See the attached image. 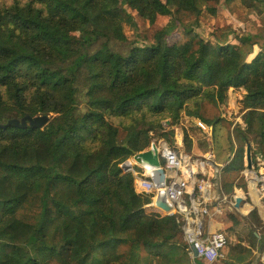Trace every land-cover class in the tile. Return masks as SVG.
Instances as JSON below:
<instances>
[{"label":"trees","instance_id":"trees-1","mask_svg":"<svg viewBox=\"0 0 264 264\" xmlns=\"http://www.w3.org/2000/svg\"><path fill=\"white\" fill-rule=\"evenodd\" d=\"M219 1L0 5V125L50 116L41 128L0 126V264H205L184 244L181 216L147 210L152 195L137 193L121 164L155 136L172 145L182 115L210 124L205 102L225 103L230 88L244 90L245 125L233 133L254 142L253 160L264 159V28L195 32L197 18L215 13ZM129 9L149 24L169 21L148 44L129 42L123 26H136ZM179 14L192 16L191 25ZM178 26L186 38L169 41ZM184 140L189 147L186 133ZM244 145L227 170L244 169ZM228 217L233 225L240 219Z\"/></svg>","mask_w":264,"mask_h":264},{"label":"crops","instance_id":"crops-1","mask_svg":"<svg viewBox=\"0 0 264 264\" xmlns=\"http://www.w3.org/2000/svg\"><path fill=\"white\" fill-rule=\"evenodd\" d=\"M243 94V89H229L227 105L230 110L226 111L227 115L231 114V111L239 110V101ZM222 117L227 119L224 113ZM189 119L191 120L190 131L187 129L185 133L190 140L188 150L191 153L185 155L181 153L184 145H188L184 140L185 134L181 129L180 134H178L177 129L175 141H173L176 148H171L182 159L183 167L177 172L165 169L164 183L175 173L178 178H188L189 192L185 202L191 208L190 222L200 224L208 232L217 230L228 232H225L228 236V244L223 250V257L218 260L220 264H264V205L260 201L264 187L263 192L256 188L259 177L263 176L262 174L259 175L257 170L256 173L246 171L245 152L243 157L244 169L238 172L227 170V166L234 158L235 148L237 149L239 145V141L233 133L234 125L239 124L241 127L245 125L241 118V112L229 123H227L228 119L221 124H217L213 119L210 124L194 117H189ZM201 136L206 139L203 145L198 140ZM164 144L169 146L164 140L157 145L160 147ZM250 145L253 153L256 150L255 144L251 141ZM137 169L142 171L140 167ZM227 176H229L228 179ZM253 179L257 180L255 188L258 190V202L261 205H257L253 200ZM153 180L158 183V175L153 177ZM201 181H203V190L199 191L198 185L201 184ZM235 197L240 199L237 207H235ZM246 205L248 210H245ZM204 208L206 209L205 213L202 211ZM254 210L257 214H251ZM151 211L164 215L163 211L158 208L152 207ZM229 214H234L240 218L237 224L233 225L228 217ZM203 262L208 264L204 260Z\"/></svg>","mask_w":264,"mask_h":264},{"label":"rangeland","instance_id":"rangeland-1","mask_svg":"<svg viewBox=\"0 0 264 264\" xmlns=\"http://www.w3.org/2000/svg\"><path fill=\"white\" fill-rule=\"evenodd\" d=\"M6 2H8V0H0V5ZM211 5L215 6L216 8L215 13L211 14L204 10L203 13L197 18V24L194 30L200 35L208 36V34L214 31L216 28H226V27H230L236 33H241V32H247V33H253V34L262 33L263 28H264V1L255 3L252 0H248L247 3H243L239 0H234V1H229V2H223V0H220L218 3H211ZM128 11L132 15L133 20L136 24L135 27H132L126 24L123 26L124 34L127 37L129 42L148 44L152 40V36L154 32L158 30L159 28L165 26L169 21V17H160L157 19V21L154 24H149L147 21L142 20L136 14L134 10L129 9ZM178 17L181 18L182 24L184 25L190 26L191 22L193 21V17L190 15L179 14ZM185 38H186V35L183 31V28L181 26H178L177 29L171 34V36L168 39L169 41H173V40L179 41ZM109 46L112 49L119 51L121 53H126V51H128L129 49V44L127 42L126 43L112 42L109 44ZM262 50L264 51V47L262 48ZM258 51H259V48L255 46L254 53ZM79 107H82V106H79ZM229 110L230 109L227 105V99L225 103L220 104L219 106H214L209 102H205L204 109H203V115L204 117L208 119H213L214 121L217 122V124H221L222 122H225L227 119H228L227 123H229L234 120L235 116L237 117L239 115L240 108L239 110L236 109L237 111L235 112L231 111L230 112L231 114L227 115L226 111H229ZM223 113L225 114V118L227 119H224V117H222ZM190 124H191V120L189 119V116L187 117L185 115H182L179 121L174 126H172V129L174 130L173 140L175 141V133L177 129H178L177 130L178 134H180L181 132L180 129L185 134L187 129L190 131L189 129ZM162 140L163 139L155 136L152 142L158 144ZM198 140L200 141L201 145H203V142H206V139L203 136H201ZM242 145L244 144L239 142V145L237 147L242 146ZM169 146L172 147L173 149L176 148L174 143H172V145L169 144ZM244 152H245V145H244ZM181 153L185 155L187 153L190 154L191 152L190 150H188V147L184 145V148L181 149ZM253 167H254V170H257L259 172V175L262 174L263 176V177H259L260 181L258 180L257 187H256L258 190L263 192L262 189L264 187V183H263L264 166L263 168H260L262 166L257 165L256 162L253 161ZM226 178L228 179L229 176H227ZM256 188H254V190H256L259 196L258 190ZM263 195H264V192H263ZM263 195L260 200L262 205H264ZM151 208L152 207L146 206L147 210H151ZM225 232L228 233L227 231ZM215 264H220V261H217Z\"/></svg>","mask_w":264,"mask_h":264},{"label":"built area","instance_id":"built-area-1","mask_svg":"<svg viewBox=\"0 0 264 264\" xmlns=\"http://www.w3.org/2000/svg\"><path fill=\"white\" fill-rule=\"evenodd\" d=\"M157 146L158 155L160 158V166L163 170H175L176 172L183 167V161L178 154L170 147L164 144V146ZM255 162L259 166H264V160L260 155L255 157ZM121 167L123 171H130L134 176V188L137 193L150 194L151 202L145 206H151L158 208L154 205V200L157 196H162L165 200L171 204L173 213H177L183 220L182 233L183 242L187 246L190 255L191 248L194 247L198 253V257L204 260L208 264H214L216 261L223 257V250L228 244V236L223 230H217L208 232L198 223L190 222L191 208L185 202V198L189 192L188 190V178H178L176 173L174 176H170L168 181L163 185H158L153 180L157 174L149 165L145 163H139L133 160V155L122 162ZM140 167L142 171L137 169ZM198 185V190H203V185ZM159 209V208H158ZM161 210V209H160ZM203 213L206 212L204 208ZM164 214H167L163 211Z\"/></svg>","mask_w":264,"mask_h":264},{"label":"water","instance_id":"water-1","mask_svg":"<svg viewBox=\"0 0 264 264\" xmlns=\"http://www.w3.org/2000/svg\"><path fill=\"white\" fill-rule=\"evenodd\" d=\"M50 119L49 115H36V116H29L25 115L22 118H11L7 120V122L0 126H15L17 128H26L27 126L30 128H41L42 126L46 125ZM170 121L165 120L163 122L164 125H169ZM133 160L139 163H145L150 166L151 169L158 175L159 182L158 185H163L164 183V170L160 166V158L158 155L157 146L154 142H151L150 147L146 150L135 152L133 153ZM245 167L246 171L256 173L253 167V159H252V152H251V145L249 142H246L245 145ZM240 199L235 197V207L238 206ZM154 205L164 211L167 214H172V206L169 204L164 197L157 196L154 200ZM191 257L198 258V253L194 247L191 248Z\"/></svg>","mask_w":264,"mask_h":264},{"label":"bare ground","instance_id":"bare-ground-1","mask_svg":"<svg viewBox=\"0 0 264 264\" xmlns=\"http://www.w3.org/2000/svg\"><path fill=\"white\" fill-rule=\"evenodd\" d=\"M253 182H254V184H253L254 187L252 188V196H253V200L255 201V203H256L257 205H260V203L258 202V201H259V196H258L256 190H254V188H255V183L257 182V180H256V179H253ZM263 183H264V181H263ZM245 210H248L247 205H246V209H245Z\"/></svg>","mask_w":264,"mask_h":264}]
</instances>
